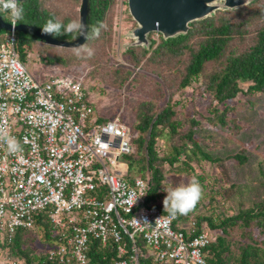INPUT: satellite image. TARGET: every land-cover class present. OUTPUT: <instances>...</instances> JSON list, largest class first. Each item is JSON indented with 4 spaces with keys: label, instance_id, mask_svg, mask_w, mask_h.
Instances as JSON below:
<instances>
[{
    "label": "built area",
    "instance_id": "2783aa9c",
    "mask_svg": "<svg viewBox=\"0 0 264 264\" xmlns=\"http://www.w3.org/2000/svg\"><path fill=\"white\" fill-rule=\"evenodd\" d=\"M14 20L0 35V242L46 210L61 237L46 253L53 264H87L90 240L112 247L104 264H207L214 230L173 218L145 180L127 178L129 128L96 120L84 73L29 72Z\"/></svg>",
    "mask_w": 264,
    "mask_h": 264
},
{
    "label": "rangeland",
    "instance_id": "374dc122",
    "mask_svg": "<svg viewBox=\"0 0 264 264\" xmlns=\"http://www.w3.org/2000/svg\"><path fill=\"white\" fill-rule=\"evenodd\" d=\"M79 4L80 1L73 0H45L42 8L57 19L67 16L71 21L78 20ZM2 16L7 20L4 13ZM208 17L216 19V23L228 19L244 31L241 37L234 35L226 48L240 51L252 42L256 28L262 23L264 0H252L234 9L217 8ZM192 22L194 27L199 26V20ZM101 23L104 27L100 28L99 36L92 34L83 44L74 48L30 40L23 45V62L29 72L35 75L41 74L44 66L57 73H84L82 83L94 106L95 116L116 117L131 130L140 101L155 100L156 108L165 101L172 104L173 117L181 124L173 134L163 128L155 139L158 157L170 156L173 153L171 144L183 143L186 148H190V141L183 136L191 128L192 136L201 149L214 160L201 159L191 153H187L188 158L183 153L178 154L172 165L161 159L163 163L158 162L162 173L158 187L160 204L163 205L167 191L177 185L187 184L193 176L200 181L204 193L185 217L222 218L261 200L264 197V92L248 93V83L240 82L241 92L224 104H215L211 94L203 88L206 74L219 66L218 61L205 63L196 80L186 87L177 88L187 52L177 57L161 55L159 63L150 61L151 49L158 40L157 32L147 34L148 46L131 45L133 39L130 32L136 23L128 13L126 0H108L97 27ZM22 33L16 30V36ZM152 39L155 43L151 46ZM197 40L194 34L187 44L192 45ZM141 49L147 52L141 53ZM47 56H58L61 60L51 65L45 63ZM137 134L133 130L130 133L132 137ZM237 152L246 156L241 164L231 157ZM240 232L237 225L227 228L225 238L231 253L236 252L241 242ZM20 262L0 259V264Z\"/></svg>",
    "mask_w": 264,
    "mask_h": 264
},
{
    "label": "trees",
    "instance_id": "16d2710c",
    "mask_svg": "<svg viewBox=\"0 0 264 264\" xmlns=\"http://www.w3.org/2000/svg\"><path fill=\"white\" fill-rule=\"evenodd\" d=\"M44 1L16 0L17 6L23 9V13L20 19H16L14 16L15 24L33 25L43 31L46 21L50 18H56L51 12L42 8ZM73 1L79 2L80 0ZM0 5V9H2L0 10V18L4 22H9L13 16L9 0H1ZM107 6L108 0H87V30L83 43L93 34L92 29L97 27L102 20V15ZM2 13L5 14L7 20L3 19ZM60 20L67 25L70 18L65 16ZM193 24V22L189 23V28L185 34L168 38H163L158 34V40L151 49L149 56L150 61L159 63L161 62V55L177 57L187 52V60L177 88L186 87L192 80H196L205 63L218 61L219 66L206 74V82L203 88L211 94L215 104H224L226 100L232 99L237 92H241L240 82L248 83L246 86L248 93L264 92V18L261 25L255 30L252 42L240 51L226 49L228 41L234 35L241 37L244 33L237 24L228 19H222L216 23V19L213 17L199 20L198 27H194ZM0 32V34L4 33L2 30ZM22 34L16 36L15 48L23 62V45L30 40L43 41L35 36ZM194 34L198 37L197 42L192 45L187 44ZM49 36L58 40H70L77 36V32ZM154 43L155 40L152 39L151 46ZM140 52L145 54L147 51L141 49ZM60 60L61 58L58 56H47L45 63L53 65L52 63H58ZM50 69V67L44 66L41 73L49 74ZM65 69L60 68V70ZM128 75L125 76V79ZM86 96L89 99L87 92ZM92 107H94L93 104ZM173 116L174 110L169 101H165L158 108H156L155 100L140 101L135 110V120L132 126V130L138 134L130 138L132 151L123 155V160L127 164V178L131 180L134 177H139L145 180L148 185V200L159 205L162 209H164L163 205L158 202L160 194L158 187L162 180L158 162L163 163L161 159L166 161L168 165H172L178 154L183 153L188 158L187 153H191L201 159L214 160L201 149L200 144L192 136L193 130L191 128L187 129L183 136L190 141V148H186V144L183 143L180 145L171 144L173 153L161 159L158 157L155 150V139L162 133L163 128H167L168 133L173 134L176 127L181 124ZM110 118L97 116L96 120L104 121ZM192 123L197 122L192 121ZM132 130L129 127L130 133ZM231 157L236 159L239 164L246 160L245 154L241 152H237ZM178 216L181 220H193L197 228L204 223L216 233L215 239L205 248L204 257L207 264H264V197L254 202L250 207L239 209L235 214L222 218L205 216H196L195 218L189 216L188 218L185 217L186 215L179 214ZM234 225L241 229V242L236 252L231 253L225 235L227 228ZM60 242L61 237L58 229L48 219L47 211L41 210L34 215L33 224L30 228L16 229L9 239L0 242V259L21 261L20 264H53L46 259V253ZM110 256H114V251L110 245L102 247L98 241L90 240L87 264L96 262L104 264L109 261Z\"/></svg>",
    "mask_w": 264,
    "mask_h": 264
},
{
    "label": "water",
    "instance_id": "95a60500",
    "mask_svg": "<svg viewBox=\"0 0 264 264\" xmlns=\"http://www.w3.org/2000/svg\"><path fill=\"white\" fill-rule=\"evenodd\" d=\"M252 0H126L127 10L136 26L131 30V45L148 46L147 34L157 32L163 38L185 34L189 23L211 15L217 8L234 9ZM87 0H80L78 20L86 25ZM11 25L0 18V30L8 31ZM13 29L37 37L39 40L61 47H77L85 34L77 32L70 40H58L42 30L26 24H15Z\"/></svg>",
    "mask_w": 264,
    "mask_h": 264
},
{
    "label": "clouds",
    "instance_id": "9594fccd",
    "mask_svg": "<svg viewBox=\"0 0 264 264\" xmlns=\"http://www.w3.org/2000/svg\"><path fill=\"white\" fill-rule=\"evenodd\" d=\"M9 6L12 8L13 15L16 19L22 18L23 9L17 6L16 0H9ZM13 24H15V20ZM101 27H104L102 23L99 27H94L92 29L95 36H99ZM86 30L87 26L82 19L71 20L65 25L60 19L50 18L46 21L43 33L47 35H63L78 32L83 35ZM203 193L204 189L200 181L193 176L187 184L177 185L167 191V195L163 199L164 211L166 210L173 218H175L177 214L187 215L201 200Z\"/></svg>",
    "mask_w": 264,
    "mask_h": 264
},
{
    "label": "crops",
    "instance_id": "0c3cea01",
    "mask_svg": "<svg viewBox=\"0 0 264 264\" xmlns=\"http://www.w3.org/2000/svg\"><path fill=\"white\" fill-rule=\"evenodd\" d=\"M1 31V30H0Z\"/></svg>",
    "mask_w": 264,
    "mask_h": 264
}]
</instances>
